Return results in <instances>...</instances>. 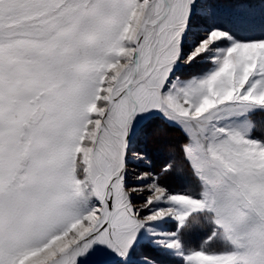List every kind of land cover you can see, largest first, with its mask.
Returning <instances> with one entry per match:
<instances>
[{
	"label": "snow or ice",
	"instance_id": "6c2138e0",
	"mask_svg": "<svg viewBox=\"0 0 264 264\" xmlns=\"http://www.w3.org/2000/svg\"><path fill=\"white\" fill-rule=\"evenodd\" d=\"M0 264H264V0H0Z\"/></svg>",
	"mask_w": 264,
	"mask_h": 264
},
{
	"label": "rangeland",
	"instance_id": "374dc122",
	"mask_svg": "<svg viewBox=\"0 0 264 264\" xmlns=\"http://www.w3.org/2000/svg\"><path fill=\"white\" fill-rule=\"evenodd\" d=\"M184 139L185 137L183 133L178 128H171L163 122L157 121L151 129L148 140L145 143H142L140 147L147 152L151 160L152 169L158 171L161 164L171 156L169 146H175V156L179 163L180 153L178 149ZM142 167H146V165H142ZM185 181L191 182L190 174L186 168L180 178H177L176 175L173 174V176L169 177L167 180L172 188L179 187L181 183ZM190 239L195 243L198 237L194 235Z\"/></svg>",
	"mask_w": 264,
	"mask_h": 264
}]
</instances>
